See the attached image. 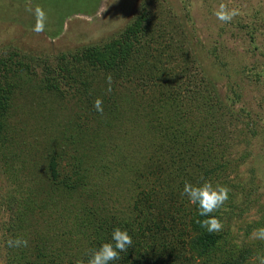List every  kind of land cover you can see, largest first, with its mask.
I'll list each match as a JSON object with an SVG mask.
<instances>
[{
    "label": "trees",
    "instance_id": "trees-1",
    "mask_svg": "<svg viewBox=\"0 0 264 264\" xmlns=\"http://www.w3.org/2000/svg\"><path fill=\"white\" fill-rule=\"evenodd\" d=\"M3 2L0 12L6 14ZM150 5L154 7L142 6L119 37L84 47L68 60L62 55L55 66L41 62L42 77L32 73L38 60L18 49L3 51L0 146L10 150L1 159L5 176L13 182L5 193L0 190V214L6 218L0 264H88L91 250L110 240L116 227L129 232L133 245L114 264H254L251 248H239L223 228L208 233L197 222L204 218L182 196L185 182L201 181L183 174L198 162L195 154L211 158L227 136L225 122L240 123L243 110H235L239 95L229 88L233 96L225 99L205 78L198 60L183 48L191 40L179 23L172 29L174 36L160 40L167 32L156 28ZM165 64L174 65L168 74L159 67ZM53 74L76 89L82 105L76 118L84 121L69 136L75 148L64 168L65 148L56 147L50 131L44 132L45 169L39 171L41 166L20 156L22 148L17 154L20 131L10 122L19 97L65 96ZM137 76L140 87L160 88L158 103L144 102L143 111L135 101H144V93L130 91L129 79ZM97 81L96 90L103 94L91 96ZM178 84L183 86L181 94L173 90ZM97 98L103 101L102 113L94 107ZM142 120L149 124L147 129ZM165 166L185 180L174 185ZM221 167L216 171L224 173L226 167ZM123 185L130 186L125 190L128 203L109 211L106 199L121 198ZM221 209L213 213L220 221ZM16 238L26 239L27 247H9L8 241Z\"/></svg>",
    "mask_w": 264,
    "mask_h": 264
},
{
    "label": "rangeland",
    "instance_id": "rangeland-1",
    "mask_svg": "<svg viewBox=\"0 0 264 264\" xmlns=\"http://www.w3.org/2000/svg\"><path fill=\"white\" fill-rule=\"evenodd\" d=\"M3 3L7 13L0 12V57L10 48L18 49L23 55L38 60L39 65L32 66V73L38 77L43 76L41 62L55 66L60 64L58 60L62 55L68 60L84 47L102 45L119 37L146 3L154 4L150 9L156 28L163 27L167 32L160 40L167 41L170 35L174 36L172 29L178 27V23L183 26L185 37L191 40L183 48L198 60L203 75L216 84L223 98L233 96L229 88L239 95L235 110L238 113L243 110V117L239 124L225 122L227 136L211 158L196 151L198 162H194L192 168L187 166L182 173L187 178L201 179L200 183L207 180L230 189L229 199L221 209L222 228L234 237L233 243L239 248H251L256 253L254 264H264V238H260L264 230V0H4ZM220 4L237 8L240 14L230 23H222L214 15ZM37 8L43 9L48 16L45 31L40 33L33 30ZM154 39L156 37L151 38ZM159 67L168 74L174 65ZM58 78L64 97L56 100L47 93L19 97L15 100V113L10 122L20 131L17 154L22 148L20 156L41 166L39 171L45 169L41 152L43 139L48 136H44V132L50 131L56 147L65 148L61 164L64 168L71 162L75 148L69 136H73L78 123L84 121L76 118L77 113L82 112L76 89L67 87L68 82L63 77ZM129 80L130 91L144 93V101H135L142 111L144 102L158 103L160 88L140 87L138 76ZM98 87L97 81L89 94L102 95L96 90ZM180 88L183 86L178 84L173 90L179 94ZM161 114L158 112V118ZM139 123L144 129L148 128L146 121ZM58 134L63 139H59ZM9 151L0 146V190L3 193L13 182L5 176L1 159ZM167 159L168 153L164 156V160ZM223 165L226 167L224 173H220V169L216 171ZM165 167L172 173L174 185L185 180L180 172ZM216 176L219 177L217 181ZM121 187V198L106 199L109 211L126 204L125 190L130 186ZM5 219L0 214V238Z\"/></svg>",
    "mask_w": 264,
    "mask_h": 264
},
{
    "label": "clouds",
    "instance_id": "clouds-1",
    "mask_svg": "<svg viewBox=\"0 0 264 264\" xmlns=\"http://www.w3.org/2000/svg\"><path fill=\"white\" fill-rule=\"evenodd\" d=\"M239 14V9L229 8L226 4H220L214 13L217 20L225 24L230 23ZM35 17L36 22L33 30L37 33L45 31L48 20L47 13L43 9L37 8ZM102 104L103 101L99 98L94 102L97 112H103ZM229 192L230 189L227 186L214 185L211 181L205 180L199 184L185 182L182 196L187 198L189 204L196 207L198 216L204 218L197 221L200 226L206 229L208 233H213L222 229V222L213 213L224 206L229 199ZM260 238H264V230L260 232ZM27 244L28 241L23 238L8 241L9 247H27ZM132 245L133 240L129 232L126 229L116 227L111 233L110 240L91 250L88 264H114L120 259V254L127 252Z\"/></svg>",
    "mask_w": 264,
    "mask_h": 264
}]
</instances>
